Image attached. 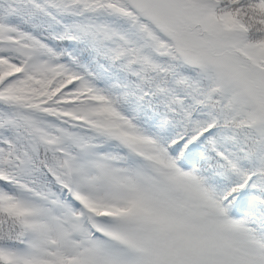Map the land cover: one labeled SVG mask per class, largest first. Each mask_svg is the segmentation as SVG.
<instances>
[{
    "label": "snow or ice",
    "instance_id": "1",
    "mask_svg": "<svg viewBox=\"0 0 264 264\" xmlns=\"http://www.w3.org/2000/svg\"><path fill=\"white\" fill-rule=\"evenodd\" d=\"M0 264H264V0H0Z\"/></svg>",
    "mask_w": 264,
    "mask_h": 264
}]
</instances>
